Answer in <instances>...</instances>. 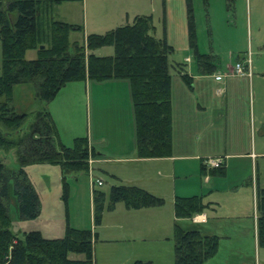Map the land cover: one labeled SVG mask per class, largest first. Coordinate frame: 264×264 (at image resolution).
Wrapping results in <instances>:
<instances>
[{"label":"trees","instance_id":"trees-1","mask_svg":"<svg viewBox=\"0 0 264 264\" xmlns=\"http://www.w3.org/2000/svg\"><path fill=\"white\" fill-rule=\"evenodd\" d=\"M58 1V0H56ZM54 0H0V39L3 65L0 74V150L14 149L18 167L7 166L0 156V264H96L94 241L97 232L89 227L67 225L62 236L49 237L39 229L18 235L11 228L8 201L11 185L18 199L23 219L40 213L41 199L27 167L34 163H51L64 176L63 197L69 195L68 175L90 170L91 156L96 154L87 136H76L73 144L64 143L58 126L47 107L69 81L87 78L103 80L128 78L132 86L136 118V146L141 156L168 155L173 147L172 73L170 52L174 46L166 37L155 34L152 15L138 14L132 22L120 24L106 32H92L85 41H72V31L83 30L81 23L54 16ZM189 43L204 68H214L212 55L198 48L192 0H188ZM44 45L41 47V45ZM112 44L113 54H97L94 49ZM37 56L28 58V49ZM90 50L88 52L87 50ZM209 70V69H208ZM183 77L190 81L185 71ZM33 83L35 96L42 107L31 112L18 111L13 103L16 84ZM31 121L26 124L27 118ZM203 172L206 165L203 164ZM214 174H224L225 167H213ZM94 221H102L106 191L94 188ZM123 201L128 208L156 206L164 197L136 184H114L110 206ZM177 216H188L212 207L204 195H177ZM214 208V207H212ZM257 227L259 244L264 245V186L257 188ZM175 264H203L215 256L220 236L203 233L198 228L176 224ZM70 252L84 257H71ZM136 260L134 264H149Z\"/></svg>","mask_w":264,"mask_h":264},{"label":"rangeland","instance_id":"rangeland-1","mask_svg":"<svg viewBox=\"0 0 264 264\" xmlns=\"http://www.w3.org/2000/svg\"><path fill=\"white\" fill-rule=\"evenodd\" d=\"M54 7L57 13L64 15L71 7L76 8L74 18L84 27L85 10L82 7L83 0H54ZM100 0H89L93 11L89 13L90 26L92 21L99 23ZM119 4L127 7L129 14H125L122 23L132 22L136 14L152 15L156 25L155 34L159 37L168 39L169 31L174 29L177 21L174 20L173 26H169V4L167 0H115ZM174 11L180 8V0H173ZM78 3V4H77ZM185 3V0H184ZM193 14L195 18L197 43L199 50L208 52L219 65L221 62H229L235 65L242 56L249 51L252 52L253 65L264 63V0H192ZM135 9L139 10L136 13ZM188 13V0H186ZM73 11V10H72ZM55 13V15L57 14ZM68 16L69 14H65ZM70 18H73L70 16ZM188 22V19H187ZM111 29V28H109ZM103 32H106L107 30ZM189 31V24H188ZM102 32V33H103ZM100 33V32H99ZM70 38L72 41L80 40L84 42V29L72 31ZM169 41V40H168ZM90 52V50H87ZM97 54H113L114 46L106 44L94 49ZM191 55L194 61L195 50L190 45V49H180L174 46L170 52V71L172 73L173 99L180 104L185 79L179 72L178 62H185V56ZM26 56L34 58L37 56V49H28ZM244 58V57H243ZM242 58V59H243ZM213 59V57H212ZM241 60V59H240ZM3 63V45L0 39V74ZM259 65V66H262ZM186 68V67H185ZM256 70V66L253 67ZM262 68V67H260ZM257 68V69H260ZM264 68V66H263ZM187 70L189 68H186ZM196 69L193 67L192 69ZM185 73V71H183ZM79 81V80H78ZM82 82H67L64 87L65 93L61 104L60 120L62 122V138L68 144H73L75 135L73 129L83 132L84 136L88 133L93 134L94 143H97L100 132L98 127V108L101 107L96 92L100 89L92 85L89 92V102L86 94L78 88L76 93L75 84ZM264 86V81L262 82ZM104 87V86H102ZM111 86L105 87V93H113ZM126 87L119 89L122 93L123 103L126 99ZM75 92V93H74ZM130 92V91H129ZM127 93V96L129 95ZM196 94L198 89H196ZM192 91L193 99H197ZM74 93V94H73ZM61 97V96H60ZM60 99V98H59ZM203 97L200 96L199 100ZM132 102V101H131ZM13 103L18 111H35L42 107V102L35 96L33 83L16 84L13 89ZM102 106L110 109V101H103ZM132 104V103H131ZM125 113L123 125L125 126V138H130V128L134 130L136 140V118L133 110L123 104ZM213 112V111H212ZM131 113V115H130ZM179 119L182 113L176 110ZM210 112L205 115L197 114V128L204 130L205 117L212 116ZM28 121L31 118L28 117ZM178 117L176 119L178 125ZM181 121V119H180ZM208 125V124H207ZM179 127V126H177ZM222 130V129H221ZM217 131V129H213ZM132 132V131H131ZM246 135V132H244ZM81 136V135H80ZM108 139H110L108 135ZM219 145H222V138L218 137ZM250 145V144H249ZM224 146V144L222 145ZM138 151V149H137ZM0 156L7 166L17 168V156L14 149L10 151L0 150ZM94 156L89 158L90 170L91 161ZM230 164L226 176L217 177L216 184H237L243 180L250 181L249 187L238 196L234 194H223L217 208V212H208L209 221L205 223L195 222L192 217L177 216L175 204L172 196V188L161 185L159 192L164 194L165 202L156 206L141 208H128L123 201H118L113 207L110 206V190L112 185L121 181L111 173L104 174L98 168L90 171H82L76 176H67L69 182V195L67 201L63 197L64 176L61 168L56 164L41 162L30 164L29 175L39 191L41 199V211L33 218L23 219L20 216L17 196L11 185L8 201L11 228L20 236L31 229H41L44 235L49 237L62 236L65 234L67 225L76 227H89L98 231V237L94 241V257L96 264H134L136 259H143L151 262L149 264H175V228L176 224L183 228H198L202 232H217L225 237L221 238L219 249L214 257L208 259L203 264H264V245L257 242L256 223H255V201L253 192L252 177L260 179V184L264 185V156H259L258 163L247 162L243 164L235 162ZM111 163L110 166H113ZM119 167V166H118ZM91 173V174H90ZM129 176L131 174L127 173ZM243 174V175H242ZM242 176V177H241ZM104 177L105 183L96 186L97 189L106 191L102 221L96 224L94 221V200L92 190V178ZM226 177V178H224ZM199 179V178H198ZM162 189V191H161ZM216 216V217H215ZM71 257H84L83 253L70 252Z\"/></svg>","mask_w":264,"mask_h":264},{"label":"crops","instance_id":"crops-1","mask_svg":"<svg viewBox=\"0 0 264 264\" xmlns=\"http://www.w3.org/2000/svg\"><path fill=\"white\" fill-rule=\"evenodd\" d=\"M167 1L170 6L169 26H173L174 28L172 22L174 20L177 21L175 31L174 29L169 31L168 40L175 47L190 49L186 0L185 3L184 0H180L181 5L177 11H174V1ZM98 3L99 23L92 21L90 26L88 16L93 11L91 7L92 3L90 4L89 0H83L82 2V7L85 10L84 38L89 33H102L106 29L113 28L114 26H111L115 25L113 23H122L125 14H129V11L126 9L127 7H124V5L119 4L115 0H100ZM78 8V5H76V8L71 7L68 13H65L69 14V17L64 16L65 14L61 15L57 13L58 10L55 9L54 16L74 22L77 21L75 19H78L74 18V13L78 12ZM135 11L136 13L139 12L137 9ZM55 13L57 14L55 15ZM70 16L73 18H70ZM248 55L251 56L252 73L243 75L235 73V65L229 62H221L217 65L214 56L212 57L215 66L211 71L212 66L207 69L202 67L198 61L193 60L191 55L185 56V62H178L179 72L182 74L183 71H186L190 74L191 78L190 81L184 78L186 85L182 87L183 92L180 96V104L175 103L172 94L173 147L170 154L162 156L139 155L135 133L131 128L129 131L130 138L127 135L125 138V126L122 123L125 119L123 117L125 113L123 104L126 106V115L127 108L129 110L132 109L135 115L132 86L128 78L113 77L103 80L87 78L71 81L82 82V85L81 83L73 84H75L76 93H79L78 88L81 90L84 85L82 90L86 94L87 102H89V92H91L90 88L92 85L100 89L96 94L101 104V107L98 108V111L100 110L98 113V127L100 124L99 130L101 134H98L97 143H94L92 132L87 135L90 144L96 151L91 161L92 170L89 171L92 172L94 169L100 168L104 174L109 172L121 179L118 184L140 185L161 197H164V194L159 192L160 186L167 185L172 188L173 201H175L177 195H204L206 200L212 202V207L214 208L209 207L203 212L193 215L192 219L200 223L208 222V212L209 210L210 212H217L221 195L228 193L238 196L243 191H246L249 187L248 185H250V181L243 180L235 185L223 184L224 186H218L216 184L217 177L221 178L227 175L230 164H234L233 159L237 160L235 162L240 164L244 163V161H241L242 159H246L247 162L254 164L258 163L259 156H264V86L262 84L264 81V63L253 65L251 51L240 59ZM261 64L262 66H259ZM255 66L256 70L253 68ZM185 67L189 69L187 70ZM193 67L196 69L195 71L192 70ZM66 84L60 89L55 98L47 103V107L58 126L62 141V122L59 117L62 100L68 94L64 91ZM108 86H111L110 88L113 93H105V87ZM122 87H126L124 90L125 97L128 100L130 97V101L126 100L123 103L122 93L119 90ZM196 89H198L197 94L195 92ZM192 91L195 92L194 95L196 98L198 97L197 99H193ZM128 92L129 95L127 96ZM200 96L203 97L202 100H199ZM103 101H110L108 104L110 109H105V105L102 106L104 104ZM179 105L180 112L182 113L181 121L178 114H176ZM209 112L210 114L212 113V116L203 118L205 128L204 130H199L196 126L198 121L196 115L200 113L208 115ZM177 117L179 120L178 125L176 122ZM213 129H217V131H213ZM77 131L81 130L73 129L75 137L82 135L81 133L83 132ZM244 132H246V135H244ZM108 135L110 139H108ZM218 137L222 138V145L224 144V146L219 145ZM63 142L68 144L65 141ZM210 156L223 157L224 174H214L210 171L213 167L207 166L205 172H203L204 160ZM111 163H114V165L110 166ZM127 173L131 174V176ZM97 178H100L103 183L97 184L95 181ZM91 181L92 190L96 186H101L105 183L104 177L92 178ZM252 182L255 201L256 239L259 243L257 188L259 185H264L260 184L259 177L257 179L252 177ZM96 232L98 237V231ZM203 233L217 234L220 236V241L222 237H225L217 232L204 231ZM136 260L144 261L140 258ZM148 262H151V260Z\"/></svg>","mask_w":264,"mask_h":264},{"label":"built area","instance_id":"built-area-1","mask_svg":"<svg viewBox=\"0 0 264 264\" xmlns=\"http://www.w3.org/2000/svg\"><path fill=\"white\" fill-rule=\"evenodd\" d=\"M235 73L239 75L243 74H251L252 73V67H251V56L248 55L244 57L241 60H238L234 67ZM223 157H207L204 160V163L207 167H219L223 165ZM97 184H102L103 181L100 178H97L96 180ZM197 218V216H196Z\"/></svg>","mask_w":264,"mask_h":264},{"label":"water","instance_id":"water-1","mask_svg":"<svg viewBox=\"0 0 264 264\" xmlns=\"http://www.w3.org/2000/svg\"><path fill=\"white\" fill-rule=\"evenodd\" d=\"M44 45L42 44L41 47H43Z\"/></svg>","mask_w":264,"mask_h":264}]
</instances>
